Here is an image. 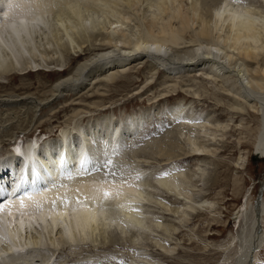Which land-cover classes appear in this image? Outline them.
Here are the masks:
<instances>
[{
  "label": "rangeland",
  "instance_id": "1",
  "mask_svg": "<svg viewBox=\"0 0 264 264\" xmlns=\"http://www.w3.org/2000/svg\"><path fill=\"white\" fill-rule=\"evenodd\" d=\"M196 1L131 0L129 4L127 0H118L117 5L111 3L106 7L103 6L104 4L95 6L94 9L92 8V10L85 12V17H88L89 14L92 16H90L91 18L100 19V21L98 20L100 24L97 23L99 28L96 27L97 30L95 33H90L91 35L87 33L88 35L85 36L82 35V39H79L80 37H74L69 49L72 55L58 48L56 45L57 38H53L54 33L51 34L52 31L49 34L50 38H46L45 36L42 39L38 38L37 48L33 49L34 55L31 53L32 58L34 57V63L32 59L29 61L32 64L30 63L29 65H33V68H46V71L25 75L21 79L23 78L31 82L35 94L38 92H47L60 78L66 77L79 62L84 61L86 59L84 56L88 57L89 54L95 51L98 52L93 49L96 47L95 45L102 43L103 35H106L105 33L108 34L109 32V34H113L112 36L118 37L119 33H114L110 29V26L119 18V20L127 19L124 21L126 26L123 24L125 28L122 27V31L125 32L133 43L142 41L141 37L146 33V35L149 33L153 35L154 32V36L159 35L161 23L165 24L169 19L167 17L169 13H162L165 7H170L173 10L176 8L175 10L177 11L180 7V10H184L182 13L186 12L188 19H190L188 22L192 20L190 25L188 23L192 29L188 27L190 30H187L188 32L185 34L183 33V38L187 43L189 39H193L192 34L199 35L201 27L200 22L198 23V13L202 9L198 5L197 7L200 10L194 13L195 10L192 8L193 3ZM237 1L244 2L242 4L249 2L248 0ZM161 6H164V8L162 9ZM258 6L260 5H257L256 9L261 10ZM111 12L115 13V15L111 14ZM55 16L54 14L51 17V21L56 24L61 23L58 21L60 17ZM62 19L65 20V24L67 23L66 25L68 27L75 25L77 22L74 17L69 18L67 16L64 18L63 16ZM156 19H158L157 21L161 20L159 22L160 25ZM154 22L158 24H155L158 26H156L158 30L154 27ZM87 25L89 26V30H92L94 27L91 22H88ZM151 26H153L154 31ZM63 34L65 36V32ZM114 34L117 35L115 36ZM221 34L224 36L221 39L224 38L223 41L227 44L224 53L226 54L228 52L235 60L241 59V50L234 48L231 40H227L226 34L228 33L225 31ZM213 35L215 37H213L214 39L212 38V41L217 40L218 36H220L216 31H214ZM263 35L264 30L262 33V43H260V48L256 53L258 54V58L260 60L262 59L261 66H264ZM63 38L70 43L71 40L67 36ZM47 39L49 41L51 39L52 41L48 43L49 41ZM52 42L54 43L52 44ZM194 45L190 43L189 46L188 43L184 44V47L190 49ZM206 45L215 53L217 52V49L214 46L212 48L207 42L202 47L195 45V49H198L195 53L197 54V59L190 64L191 66L189 65V68H204L205 70L194 76L184 75L183 72L187 68H180L181 71L179 70L178 73L183 74V77L182 75H178L177 77V74L175 75L176 78L169 77L168 73L174 67L167 62L170 51H168V54L163 52L161 57L155 55L153 52H149V55L148 53H138L135 55L131 62L133 60L139 61L136 64H132V68H128L125 73L115 76L114 81L100 85L99 89L95 91L98 94L93 93L90 89L84 94H77L75 92L78 88L77 85L73 88H62V90L60 89V93L63 92L65 94L58 93L57 98L52 99V102L47 107H35L30 112L29 117L31 118L28 119L29 121L31 119L34 120V128L26 133L19 134L18 138L12 141L11 144L0 148V158L7 159L10 158L9 152L13 147L16 146L19 149H23L28 143H35L37 147L36 160L41 162L39 152L44 148L49 149L56 146L57 153L63 149L60 147L63 145H70L73 149H79L80 142L78 138L80 139L81 133L86 134L88 132L91 137L90 139H94L93 141H99L100 139L101 141L104 135L106 136L107 133H111L112 131L117 132V134L119 132L120 136L125 135L129 137L128 133H131L129 129L132 130L135 127L139 129V134L136 136L131 133L132 136L130 135L129 138L131 140L133 139L132 142L130 140L127 143L124 140L120 143L119 149L114 148L115 151L113 150V152L115 154L117 153L116 156L118 158L115 161L113 160L112 167L117 173L123 172L129 180H131V177L132 179L136 177L137 174L142 177L139 184L142 194L141 199L143 200L140 199L139 202L142 201L140 202L142 204H138V201V203H132L139 208V217L147 223L146 227H148V231H145L147 236H145L146 233L143 235L142 233H135L137 235L135 236L134 232H131L126 234L124 236L125 238L121 240L116 234H112L106 237V239L97 235L90 239L91 243L88 240L87 244L86 242L80 243L76 245L77 247H72L75 245H67L68 247L63 248L61 252L59 251L51 259V255L34 256L35 261L25 262L24 264H43V261L45 264L46 259L52 260V264H99L100 261L106 258H110L106 260V264H119L120 260H125L127 264H141L142 262L144 264H240V261L247 254V247L250 245H247L250 230L254 232L255 228H257L256 234L258 235L259 243L257 242V245L251 249L248 263L264 264V159L257 156L251 157L248 149H232L234 152L229 154L222 152L224 147L232 145V142L248 140L246 134L243 133L246 128L251 127L253 130L258 128V117L264 118V111H262L263 105H261L264 104L261 101V97L264 99V90L262 92L264 88L259 89V93L255 95L252 93V90L244 88V82L247 81L246 79L249 74L245 71V64H242L245 63L243 60H239V65L231 64L228 57L222 55L218 57L219 59L211 57L208 58L209 61H206V59L203 60L206 57L203 53V49L207 48ZM46 49L49 52H53H50L51 54L46 52V54ZM78 49L83 51H80L82 54L77 52ZM40 50L41 52H39ZM42 52L46 54L47 58L41 54ZM35 54H38L39 58ZM119 56L116 55L114 59H120ZM141 57L147 61L157 63L158 65H156L159 66L160 70L156 72L149 71V67L147 68L146 66L148 63L139 64L141 63L140 60L143 59ZM35 59L38 61L37 63ZM202 61L206 62L203 65L204 67H202ZM198 65L200 66L195 67ZM212 69L213 71L218 69L217 71H220L221 74L223 73L224 77L222 79L224 80L212 77L209 73ZM175 73L177 72L175 71ZM206 73L208 74L206 75ZM6 76L0 75V83L10 85V77ZM263 82L264 80L261 81L264 87ZM18 84L19 82L12 83L11 86L15 87ZM72 89L73 92L71 91ZM239 92L244 95L243 97L246 96L245 98H248L252 102L247 101V104L239 105L240 107L233 104L231 101V98H233L232 95ZM259 101L260 103H258ZM233 106L238 107L240 110L234 109ZM254 110L255 112L257 110V113H259L256 119L257 123L248 116ZM258 110L261 111L259 112ZM234 111H242L244 116L233 115ZM179 112H182L181 115ZM254 118H256V115H254ZM109 120H111L110 125L108 124ZM180 121H185L189 124L196 125L197 128H201V133H195V137H193V144L195 146L192 144V148H202L209 153L208 158L179 160L177 157H174V159L167 161V157L162 155L160 157L156 152L161 147L163 149L167 147L169 148L167 151H170L171 149L176 150V147H179L178 145L182 147L185 144H183L184 139L179 140L180 143L177 144V139L174 138L177 132L175 131L177 122ZM138 129L134 131H138ZM94 132L97 136L93 134ZM167 132L172 134L171 138L175 140L172 146L169 147L166 143H161V136L168 135ZM203 139H207L208 142H205ZM106 143L109 146L108 141ZM123 145L124 147H122ZM184 146L186 149L190 147V145L188 147L187 145ZM95 147L88 145L86 149L89 158L87 159V155L85 156L88 163L85 168L88 172L94 168H90L91 163L95 162L94 164L96 165V158L97 160L100 158L101 161V158L106 154L105 150L107 148L104 147L103 151H96L97 156L95 157L94 151H92ZM17 157L21 160L24 159L20 156ZM36 160L34 159V161ZM103 162L100 163L103 164ZM18 163L20 164L21 161L17 159V165L15 167L19 166ZM199 164L203 166L201 167ZM240 164L244 165V168L242 165L241 168H238ZM17 170L12 171L8 175V181L10 180L12 182V179H14L19 171ZM177 171L180 173L182 171L187 176H191L192 174L195 176L192 177V181L189 184L190 187L188 186L187 188L190 194L191 192L192 195L194 194L191 200V202L193 201L192 205H194L193 208L191 205L192 209L190 210L188 208L185 209L186 206L183 208L185 209V214H187L185 220H182L181 214H177V209L182 206L177 202L176 198L174 199L167 193H162V191L160 192L159 189L154 187L155 180L161 177L164 172L177 173ZM104 172L106 174V170H102L97 174L99 175ZM199 173L201 174L200 176ZM203 175L205 176L203 177ZM105 177L107 176L105 175ZM240 187L241 189H239ZM12 188L13 186L10 183V189ZM256 206L260 208V214L258 222L256 223L257 225L254 226L256 222L254 207ZM56 232L54 233L56 234ZM39 234V230L32 229V232L29 231L26 235L24 234L25 236L23 235L22 241L23 243L27 242L29 245H35L38 241ZM55 234H50L48 237H54ZM252 234L251 238L253 236ZM78 245L81 246L79 247ZM71 247L75 249H71ZM50 252L52 254V251Z\"/></svg>",
  "mask_w": 264,
  "mask_h": 264
},
{
  "label": "bare ground",
  "instance_id": "2",
  "mask_svg": "<svg viewBox=\"0 0 264 264\" xmlns=\"http://www.w3.org/2000/svg\"><path fill=\"white\" fill-rule=\"evenodd\" d=\"M117 1L118 0H0V75L9 76L11 84L19 82L18 86L15 87L11 86L10 83V85L0 83V148L11 144L12 141L18 138L19 134L26 133L27 131H30L32 128H34V120L31 119L29 121L28 119L31 118L29 117L30 112L35 109V107H47L50 102H52V99H54L55 97L57 98V94L60 93V89L62 90V88H73L77 85V90H74L77 94H84L89 89L90 91H93V93L98 94V92L95 91L99 89L100 85L106 82L108 83L110 81H114V78H116L115 76L125 73L128 68H132V64H136V62L139 61L133 60V62H131L133 57H135V55H137L138 53H148L149 55V52H153L155 53V55L161 57L163 55V52L165 54H168V51H170V56L168 57L167 62L174 67L172 66L173 69L170 70L168 76L175 78L176 74L177 77L178 75H182L183 77V74H187V76H194L205 70L204 68H189L191 66L190 64L193 63L195 59H197V54L195 53L198 51V49H195V45L197 47H202L203 44L207 42L212 48L214 46V48L217 49V52L215 53L206 45L207 48L203 49L204 51L202 50L206 56L205 58L202 57L203 60L206 59V61H209L208 58L212 57L216 59L221 55L228 57V60H230L231 64L233 65H239V60H243L245 63L242 64H245V71L249 74H247V81L244 82V88L252 90V93H254V95L256 93H259V89L264 88L263 84L261 83V81L264 80V66H261L260 63L262 59L260 60L258 58V54H256L260 48V43H262L263 38L262 33L264 30V0H248L249 2L246 4H242L244 2H239L237 0H197L195 3H193L192 8L193 10H195L194 13L202 9L200 13H198V23L200 22L199 24L201 25V27L199 30V35L192 34L193 39H189L187 43L183 38V33L185 34L186 32H188L187 30H190L191 27L189 25L192 20L188 22V20L190 19H188L186 12L182 13V11L184 10H180V7L177 11L175 10L176 8H174L173 10L170 7L164 8V6H161L162 9L164 8L162 10L163 14L165 12L169 13L167 15L169 19L167 18V22L165 24L161 23V25L159 23L161 20L157 21L158 19H156L158 24L161 26L159 27V35L154 36V32L153 35H151L149 31H147L150 35H146L147 33L144 34L145 36L143 35L144 37H141L142 41L135 43L131 42L125 32L122 31V27H124L123 24L125 23L124 21L127 20L124 18V16H122V18L124 19L119 20V18L110 26V29L114 31V33H119L118 37L112 36L113 34H109V32V35L105 33L106 35H103L102 43L99 45H95L96 47L93 49L97 50L98 52L95 51L96 53L93 52L92 54H89L88 57L83 55L86 59H84V61L82 62H79L77 66L72 69L66 77L60 78L56 83L52 85L50 90H48L47 92H38L35 94V92H33L35 90L33 89L31 82H28L23 78L21 79V77L39 71H46V68H33V65H29L30 63L32 64V62L29 63V61L34 58H32V54L33 49L37 48V39H42L43 36H45L46 38H50L49 34L52 31L51 34L54 33L53 38H57L56 45L58 46V48H61L72 55V52L69 51L71 42H73L72 39L74 37H80L79 39H82V35L85 36L90 33H95L97 30L96 27H98L97 25L100 24L98 23V20L100 21L99 18H91L92 16L89 14L88 17H85V12H87L88 10H92V8L94 9L95 6L97 7L101 4H104V7L108 6L111 3L116 4ZM127 2L130 4L131 0H127ZM53 4L58 5V7H53ZM198 5H200V9H198ZM257 5H260L258 7H260L261 10L256 9ZM84 8L86 9L84 10ZM54 14L61 18H59L58 20L61 23L56 24L51 21V17ZM111 14L115 15V13L112 12ZM63 16L64 18L67 16L69 18L74 17L75 20H77L76 24L68 27L66 25L67 23L65 24V20L62 19ZM161 16L163 17V15ZM161 16H159V18ZM79 20L81 21V23ZM39 21H43V24H40ZM88 22H91L94 25L92 30L88 29ZM155 24L157 23L154 22V25ZM76 25H78L79 27ZM157 25H155L154 27L158 30ZM188 27L190 28L188 29ZM151 28L153 30V26H151ZM63 31L65 32V36H67V38L71 40L70 43L67 42L66 39V41L64 40L63 37L65 36H63ZM214 31L218 32L220 36H218V39L216 38L217 40L212 41V38L215 37L213 35ZM225 31L228 33L226 34L227 40H231L234 48L241 50V59L235 60L234 57H232L228 52H226V54L224 53V49L227 44L224 43V38L221 39L222 37H224L221 33ZM114 35L116 36L117 34ZM50 41L52 40L50 39ZM50 41L48 43H50ZM53 43L54 42H52V44ZM188 43L189 46L190 43L195 45L190 49H186L187 47L185 45V48L184 44ZM81 48L83 47L81 46ZM78 50L77 52L80 53L81 50ZM39 52H41V50ZM39 52L37 51V53ZM46 52H49L48 49L45 50V53ZM43 53L44 52H42L41 54L43 56H46L47 53ZM35 55L37 57L39 56L38 54ZM116 55H120V59H114ZM140 61L141 63L139 64L148 63L146 64V66L147 68L149 67L148 69L151 72L160 70L159 66H157V63L156 65L152 61L145 60V58L141 59ZM37 62L38 61H36V63ZM205 64L206 62H203L202 67H204L203 65ZM199 66L200 65L195 67ZM180 68H187V70L185 71L184 69H182L184 70L183 74H179L178 71H181ZM174 70L177 73H175ZM217 70L213 71L212 69L209 73L212 75V77L224 80L222 79V77H224L223 73L221 74L220 71ZM207 74L208 73H206V75ZM83 82L85 83V85ZM263 90L264 89H262V92ZM71 91L73 92V89ZM240 92L236 94L234 93L235 95H232L233 98H231L232 100H230L233 104L240 107L239 105L247 104V101L252 102L248 100V98H245L246 96L243 97L244 95H242V93ZM61 93L65 94L63 92ZM261 101L264 102V99L262 97ZM258 103H260V101ZM261 105H263L262 111H264V104ZM238 107L236 108L235 106H233L234 109L240 110ZM250 107L252 106L250 105ZM181 113L182 112H179L180 115ZM251 113L252 114H248L249 118L256 122L259 113H257V110L256 112L254 110ZM233 115L244 116L242 111H234ZM254 115H256V118H254ZM258 118V128H256L255 130L251 129V127L246 128V130L243 132L248 137V140L235 143L232 142V145L224 147L222 152H224L225 154H229L234 152L232 149H248L250 151L251 157L257 156L264 159V118ZM108 122V124L110 125L111 120H109ZM135 128H132V130L129 129V131L134 136L139 134V129ZM137 129L138 131H134ZM175 131L177 132L174 138L177 139V144H179L180 141L184 139L183 144L185 143L184 145H187V147L188 145H190V147L186 149L184 145L182 147L178 145L179 147H176V150L170 148V151H167L169 149L167 147L164 149L161 147L159 151H156L160 155V157L161 155L167 157V161L174 159V157H177V159L179 160H185L189 158H208L209 153L202 148H192V144L194 143L193 137H195V133H201V128H197L196 125L189 124L185 121H180L177 122V128L175 129ZM131 133H128L129 137ZM81 134L83 136L81 135L80 139L78 138L80 142V144L78 143L79 149H73L70 145H63L60 146L63 149L59 153H57L58 151H56V146L52 147L53 149L44 148L41 152H39V159L41 160V162H39V160H36L37 147L35 143H28L23 149H19L14 145L15 147L12 148L13 151L10 150L9 152L10 158H0V201L7 202L10 200L14 205V207L11 209L12 216H9L7 211L0 215V236L7 235L12 240L11 248L0 243V257L4 256V253H8V256L0 261V264H24L25 262H33L35 258L34 256L37 255H33L32 250L37 248H47L48 252L52 251V254H50L51 259V257L53 258V256H55L59 251L61 252L63 248L68 247L67 245H75L72 247H77L76 245L80 243L86 242L87 244L88 240L90 242V239L92 237L94 238V236L97 235H100L106 239V237H109L112 234H116L120 237L121 240H123L125 238L124 236L128 233H142L143 235L148 231V227H146L147 223L144 222V219L139 217L140 210H135L139 208L136 207L134 203H132L137 201L139 202L142 197L140 191L141 188L139 187L140 180H136L135 177L132 179L131 177V180L128 179V183L126 184H120L119 182L104 183L105 179L111 180V177H105V172L101 173L102 175H104V177H102L101 174H97L98 172H88V170L85 168L86 164H88L85 157L87 155L86 149L88 148V145L96 146L92 150L94 151L95 157L97 156L96 151H103L104 147L107 148L106 150L104 149L106 153H104L105 156L101 158V161L100 158H98L99 160H97L96 158V163L101 164L100 162H105L107 160H111L113 163V160L115 161V159L118 158L116 156L117 153L115 154V152H113V150L115 151L114 148L119 149L120 143H122L124 140L125 142L130 141L131 139L125 135L120 136L119 132L117 134V132L115 131L107 133L106 136L104 135V138L102 139L103 141H100V139L99 141H93L94 139H90L91 137L88 132H86V134ZM93 134L97 136L95 132ZM169 134L170 133H168V135L166 136H161V143H166L168 147L172 146V144L175 142L174 138H171L172 134ZM132 140L130 142H132ZM106 141H108L109 146H107V143L105 144ZM204 141L208 142L207 139H205ZM200 143L202 142L200 141ZM122 147H124V145ZM184 147L186 150L184 149L183 151ZM111 149L112 151H110ZM109 151L110 153H108ZM17 156L23 157L24 159L21 160ZM88 158L89 157L87 155V159ZM17 159L18 161H21V163H18L19 166L15 167V165H17ZM34 159L36 161H34ZM94 163L95 162L91 163L90 168L95 166ZM241 165L242 164H240V166L238 165V168H241ZM200 166L202 167L203 165L201 164ZM242 166L244 168V165ZM16 169L19 170H17V175L14 177V179H12V182L10 180L8 181V175ZM67 172H71L74 178L67 179L65 175H62V173ZM200 175L201 174L199 173V176ZM193 176V174L191 176H187L186 173H182V171L180 173L177 171V173L171 172L170 175L167 176L162 175L161 177H158V179H156L154 182V187L159 189L160 192L162 191V193H167L174 199L176 198L177 202L182 206L181 208L179 207L177 209V214H181L182 220H185L187 215L185 214L184 210L187 208L190 210L194 205H192L193 201L191 202L194 194L192 195V192L190 194L187 189L188 186L190 187L189 184L190 181H192ZM204 176L205 175H203V177ZM10 183L13 186L12 189H10ZM61 184L64 185V187H60ZM45 185L47 186V190H42ZM236 187L238 186L236 185ZM95 189H107L113 192H115L117 189H120L122 191L123 195L116 201V203L123 205V207L120 208L118 216H113L112 212L109 210H101L98 205L92 207H83L77 211H73L72 208H69L67 215H64L63 208L59 209L60 214L51 210V201L53 200H56L59 203V200L65 195L73 199V201L78 194L81 197L86 194H95L99 196L100 193L94 192ZM239 189H241V187ZM76 190H79V193ZM27 194H31L33 197L32 200H28L27 198H25V203L29 206V211L34 209L36 203H40L44 207V212L42 214H35L31 216L25 214L23 217L19 216V197L21 195H24L26 197ZM140 202L138 204H140ZM184 207L185 209H183ZM259 209L260 208L258 206L254 207V215L256 220L254 226H256V223L258 222L260 214ZM14 219L16 221L15 225H13L12 223ZM21 219L24 221V227H21L19 223ZM113 219H115L116 221L114 225L112 224ZM125 225H129L130 227H125ZM32 229L39 230L40 234L38 235V241L35 243V245H29L27 242L23 243V235H26L29 231L32 232ZM256 230L257 228H255L254 232H251L250 230L249 241L247 242V245H250L247 247V254L240 261V264H249L248 258L250 255V251L257 245V242L259 243V238L256 234ZM55 231H57L58 233L56 232L55 234ZM66 233H71L74 243H70L68 241V239L66 238ZM50 234H55V236L48 237L50 236ZM251 234L253 235L252 238ZM135 236L137 235L135 234ZM145 236H147V233ZM78 246L80 247L81 245ZM72 247L71 249H75ZM20 249H22L23 252H21L19 258L14 257L12 255L13 251ZM50 259H46L45 264L51 263L52 260ZM141 264H144V262H142Z\"/></svg>",
  "mask_w": 264,
  "mask_h": 264
},
{
  "label": "snow or ice",
  "instance_id": "3",
  "mask_svg": "<svg viewBox=\"0 0 264 264\" xmlns=\"http://www.w3.org/2000/svg\"><path fill=\"white\" fill-rule=\"evenodd\" d=\"M53 7H58V5L53 4ZM40 24H43V21H39ZM101 170H106V176L111 177V180L105 179L104 183H117L120 184H126L128 183L127 177L124 175L123 172L117 173V171L114 170L112 167V161L107 160L103 164L97 163L94 168L91 170L93 172H99ZM62 175H65L67 179H73V175L71 172L62 173ZM164 176L170 175L168 172L163 173ZM142 177L137 174L135 177L136 180H140ZM60 187H64V185H60ZM42 190H47V186L45 185ZM79 193V190H76ZM94 192H99L100 195L97 196L95 194H86L83 197H81L79 194L75 197L74 201L73 199L69 198L67 195L63 196L59 203L56 200L51 201V210L54 212L59 213V209L63 208L64 215H67L68 209L72 208L73 211H77L83 207H92V206H99L101 210H109L112 212L113 216H118L120 208L123 207V205L116 203L117 199L123 195L122 191L120 189H117L115 192L107 190V189H95ZM25 198L28 200H32L33 197L31 194H27L25 197L24 195H21L19 197L20 200V212L19 216L23 217L25 214L27 215H35V214H42L44 212V207L40 203H36L33 210L29 211V206L25 203ZM14 207L13 203L9 200L7 202L0 201V215H2L4 212H8L9 216H12L11 209ZM139 211V209H135ZM50 219V218H49ZM13 225H15L16 221L15 219L12 221ZM21 227H24V221L21 219L19 221ZM116 223L115 219L112 220V224L114 225ZM125 227H130L129 225H125ZM66 238L70 243H74L71 233H66ZM0 243L8 246L11 248L12 240L7 236H0ZM21 252H23L22 249L20 250H14L12 255L16 258H19ZM33 255L41 256V255H50V252H48L47 249L44 248H37L32 250ZM8 256V253H4V256L0 257V261H2L5 257ZM110 258H106L103 261H100L99 264H106V260ZM119 264H127L125 260H120Z\"/></svg>",
  "mask_w": 264,
  "mask_h": 264
},
{
  "label": "water",
  "instance_id": "4",
  "mask_svg": "<svg viewBox=\"0 0 264 264\" xmlns=\"http://www.w3.org/2000/svg\"><path fill=\"white\" fill-rule=\"evenodd\" d=\"M35 183H37V182H35Z\"/></svg>",
  "mask_w": 264,
  "mask_h": 264
}]
</instances>
